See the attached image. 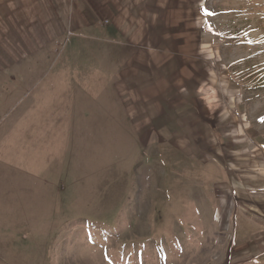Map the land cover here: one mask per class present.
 <instances>
[{
    "label": "rangeland",
    "instance_id": "1",
    "mask_svg": "<svg viewBox=\"0 0 264 264\" xmlns=\"http://www.w3.org/2000/svg\"><path fill=\"white\" fill-rule=\"evenodd\" d=\"M0 264H264V0H0Z\"/></svg>",
    "mask_w": 264,
    "mask_h": 264
},
{
    "label": "crops",
    "instance_id": "2",
    "mask_svg": "<svg viewBox=\"0 0 264 264\" xmlns=\"http://www.w3.org/2000/svg\"><path fill=\"white\" fill-rule=\"evenodd\" d=\"M27 37V40H28V45H27V47L29 46V44H30V35H27L26 36ZM50 39H52V38H50ZM48 40H49V38H47V37H45V35H43L42 37H40L39 39H38V41L37 42H35V43H33L32 44V46H33V48H32V50H36V51H38L39 52V50L41 49V48H43V46H45L46 45V43L48 42ZM37 45V46H36ZM39 46V48L37 49V47ZM35 47V48H34ZM22 48V47H21ZM25 48V47H24ZM27 51H30V52H33V51H31V49H28ZM13 65V63H11V66Z\"/></svg>",
    "mask_w": 264,
    "mask_h": 264
}]
</instances>
